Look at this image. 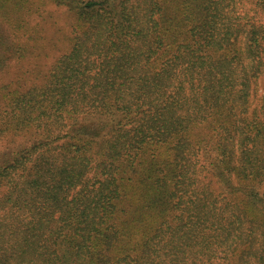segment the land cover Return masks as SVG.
Listing matches in <instances>:
<instances>
[{
	"label": "trees",
	"instance_id": "1",
	"mask_svg": "<svg viewBox=\"0 0 264 264\" xmlns=\"http://www.w3.org/2000/svg\"><path fill=\"white\" fill-rule=\"evenodd\" d=\"M261 78L264 0H0V264H264Z\"/></svg>",
	"mask_w": 264,
	"mask_h": 264
},
{
	"label": "rangeland",
	"instance_id": "2",
	"mask_svg": "<svg viewBox=\"0 0 264 264\" xmlns=\"http://www.w3.org/2000/svg\"><path fill=\"white\" fill-rule=\"evenodd\" d=\"M46 9L43 12L42 17H38L37 15L32 16L31 22H39L41 21L47 28H49V32L46 33L50 37H54L55 39L47 46L46 51L49 53L50 57L46 62H43L44 65H50L54 62V57L59 55L61 52L65 51L69 47V41L66 38V29L65 23L68 21V13L65 12L66 9L62 7H58L55 5H50L49 7H45ZM58 21V27L64 28L63 32H58V28L53 27V24ZM46 43V42H45ZM15 70H12V72ZM12 75L11 72L8 74V78ZM264 94V78L259 80V88L256 91L255 97L253 98V107L260 106L262 102V95ZM5 147V146H4Z\"/></svg>",
	"mask_w": 264,
	"mask_h": 264
}]
</instances>
